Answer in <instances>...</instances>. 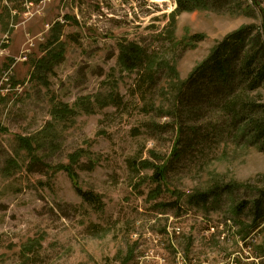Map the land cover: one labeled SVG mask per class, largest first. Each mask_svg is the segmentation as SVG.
Wrapping results in <instances>:
<instances>
[{
  "label": "rangeland",
  "instance_id": "rangeland-1",
  "mask_svg": "<svg viewBox=\"0 0 264 264\" xmlns=\"http://www.w3.org/2000/svg\"><path fill=\"white\" fill-rule=\"evenodd\" d=\"M177 8L0 0V264H264V217L251 226L264 193L253 131L264 122V84L244 88L238 61L228 85L203 66L242 27H255L250 43L264 0ZM129 44L146 53L136 70L120 60ZM50 50L62 60L32 76Z\"/></svg>",
  "mask_w": 264,
  "mask_h": 264
},
{
  "label": "trees",
  "instance_id": "trees-1",
  "mask_svg": "<svg viewBox=\"0 0 264 264\" xmlns=\"http://www.w3.org/2000/svg\"><path fill=\"white\" fill-rule=\"evenodd\" d=\"M205 2V0H203ZM178 8L176 9V13L181 12H189L195 10L202 4V0H177ZM256 6L259 7L258 4ZM260 8V7H259ZM263 25L257 31V35L250 39V43H246L248 36L254 26H246L242 27L236 32L230 34L226 38H224L221 42H219L212 50L209 58L203 63V66H206L207 71L211 72L212 76L219 77V80L222 81L225 85H228L234 79L230 78L228 70L232 67L236 61L239 62L241 68L237 71V76L240 77L243 81L244 88L248 91H256L261 88L264 84V14L262 12ZM203 38V37H200ZM193 41V39H191ZM185 42L186 46H192V43ZM59 42V41H58ZM57 42V43H58ZM54 43L52 46H54ZM48 56L41 58L34 64V68H36L35 73L32 76H39L41 79L44 78V74L51 73L54 66L60 62L63 58L62 52H54L48 51ZM146 56L145 50L137 44H129L124 47L122 50V54L120 56L121 63L128 70H136L139 68ZM237 69V68H236ZM173 70V69H172ZM235 72V69H234ZM193 76V75H192ZM230 78V79H229ZM191 78L183 83L189 85V81ZM191 87V86H190ZM192 87H196L193 85ZM203 91H199L197 89L196 94L201 95ZM199 98V96H197ZM71 112V111H69ZM232 118L235 123H240L244 118L240 116L241 111H238L236 108L231 109ZM254 138L255 140L262 141L264 145V122H259L256 127H254ZM176 153H180V151L176 148ZM73 164H79V155L70 156ZM55 172L65 171L67 172L72 180L75 181L77 179V175L75 171L72 169L73 166L67 165H58L56 167H50ZM166 174V167H156L154 173V179L164 180V175ZM78 194L83 198L84 201L92 204H97L98 198L92 193H85L79 187H75ZM160 187L157 189V193L160 194ZM201 201H205L208 194L203 193L200 194ZM242 206L237 207L239 211ZM254 218L251 226L255 227L258 224L259 219L264 217V193L261 196L254 200L251 208ZM243 264V263H239Z\"/></svg>",
  "mask_w": 264,
  "mask_h": 264
}]
</instances>
